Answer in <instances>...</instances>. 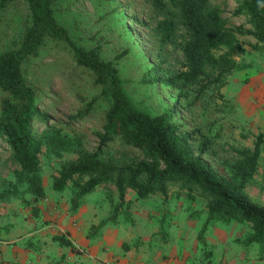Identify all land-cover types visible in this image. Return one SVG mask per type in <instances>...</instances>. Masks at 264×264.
<instances>
[{
  "label": "rangeland",
  "instance_id": "obj_1",
  "mask_svg": "<svg viewBox=\"0 0 264 264\" xmlns=\"http://www.w3.org/2000/svg\"><path fill=\"white\" fill-rule=\"evenodd\" d=\"M210 1L220 9L225 26L236 32L237 42L244 47V51L232 54L236 69L225 77L221 87L212 85L202 94L200 104L190 103L195 95L194 88H184L182 91L187 92V95L183 96L178 87L164 85L158 80L181 68L183 53L178 46L161 41L155 27L157 21L168 13L154 10L150 0H61L55 4V9L59 21L69 28L75 43L86 47L100 43L102 57L117 61L123 85L140 109L158 114L167 107L175 106L180 113L177 123L183 131L201 128L212 135L217 133L214 152L203 155V158L216 163L223 159L233 160L238 156L235 148H252L257 133H264V43H257L237 31V27L244 24L246 19L245 16L236 14L241 0ZM27 15L23 0H15L9 8L0 11V51L9 47L10 41L20 35ZM225 50L222 47L214 52L218 55ZM28 75L50 85L54 99L49 111L51 129L71 138L80 136L85 150H95L98 140L93 132L99 126V107L90 118H71L75 117L84 102L93 97L95 91L91 87L90 77L76 67L70 47L65 43H48L39 57L31 63ZM44 128L41 123L36 126L37 131ZM47 148L44 144L39 153L42 182L45 197L58 198L53 205L59 215L58 212L55 216L47 212L52 204L45 205L44 209L38 202L25 203L24 199L30 200L31 196L23 191V186H19L16 194L0 200V249H13L34 255L37 252L46 253L50 264H129L120 263L124 252L132 248L127 243L120 246L121 242L118 241L107 247L104 245L100 250H110L109 258H101L99 253L92 252L91 244L86 242L95 238L101 230L90 233L93 219H87L84 224L82 235L86 241L76 242L74 248L51 243L41 245L34 237L33 240H28L32 235L17 239L39 226L45 228L46 235H69L64 226V218L72 216L74 212L71 208L73 198H76L79 205L88 204L89 207L93 204L94 211L100 218L113 216V221L106 223L112 227L120 221L135 225L137 219L141 223L144 219L143 205L136 198H131L134 196L130 192L135 193L131 187H126L125 190V198L130 199V203L123 208L124 199L120 206H115L120 199L113 181L101 182L82 199H77L75 195L79 185L84 184L88 176L75 174L62 191H55L52 184L59 174L60 166L64 162L75 160L77 153L64 152L61 156H56ZM100 157L121 163L141 158L142 154L136 148L123 147L115 142L107 145ZM17 168L19 164L9 157L7 146L0 141V193L11 190L15 181L14 170ZM245 189L255 201L264 203V140L257 170ZM62 192L64 194L60 195ZM193 192L198 201L182 199V207L186 205L188 208H195L191 213L197 215L199 209H205L207 199L200 197L199 192ZM163 195L168 207L164 211L171 214L170 209L176 211L179 197L167 201L168 193L163 192ZM115 199L116 204L113 202ZM192 202L194 204L189 207ZM32 206H36V209L33 210ZM154 222L150 220L147 227L155 229L158 222ZM161 225L159 232L152 233L147 239L135 238V253L131 259L135 256L143 259L149 256L152 264H264V256H259L256 244L243 246L235 241V238H243L251 230L248 222H213L202 238H198V230L192 238L188 232L183 247L185 252L164 243L167 238L163 225L161 231ZM11 235V238L17 240L8 241ZM158 235H161L160 239L157 238ZM27 240L31 244L25 245ZM28 247L36 252L27 250ZM4 255L5 258L0 257V264L10 263L9 256L6 253ZM147 261L144 260L145 263Z\"/></svg>",
  "mask_w": 264,
  "mask_h": 264
},
{
  "label": "trees",
  "instance_id": "obj_2",
  "mask_svg": "<svg viewBox=\"0 0 264 264\" xmlns=\"http://www.w3.org/2000/svg\"><path fill=\"white\" fill-rule=\"evenodd\" d=\"M14 1L0 0V11ZM23 1L28 12L26 24L9 47L0 51V141L7 146L9 157L19 164L14 170L13 187L1 192L0 200L16 194L19 186L31 196L30 200L24 199L27 204H36L46 196L39 162L45 144L56 156L77 153L75 160L60 166L52 184L55 191H62L75 174L88 176L79 185L77 199L101 182L113 181L120 199L115 205L118 207L124 201L126 187H131L138 197H145L150 192L165 191L168 184L178 183L187 189L188 198L194 199L191 192L197 191L207 199V216L198 238L216 221L248 222L251 230L235 241L243 246L256 244L259 256H264V203L255 201L245 189L257 170L264 133H257L252 148H235L238 156L233 160L212 163L203 155L214 152L217 133L212 135L201 128L183 131L177 123L180 113L175 106L158 114L140 109L123 85L117 61L102 57L101 44L86 47L72 40L69 28L56 15L55 4L61 0ZM150 3L154 10L168 13L156 23L161 41L178 46L183 53L181 68L158 80L178 87L183 96L187 95L182 91L184 88H194L190 103L200 104L202 94L212 85L221 87L225 77L236 69L232 54L243 52L244 47L237 42L236 32L225 26L220 9L210 0H150ZM236 14L246 17L237 31L264 43V0H241ZM48 43L67 44L76 67L91 79L93 97L71 118H90L99 107V126L93 132L98 144L93 151L82 147L80 136L61 135L49 126V111L54 102L50 85L28 75L31 63ZM222 47L226 50L216 55L214 51ZM39 123L45 126L42 131L36 129ZM115 142L138 149L142 157L121 163L101 158L103 149ZM78 205L73 198L72 210ZM113 219L110 216L92 225L90 233ZM52 239L61 246H75L64 234H54Z\"/></svg>",
  "mask_w": 264,
  "mask_h": 264
},
{
  "label": "crops",
  "instance_id": "obj_3",
  "mask_svg": "<svg viewBox=\"0 0 264 264\" xmlns=\"http://www.w3.org/2000/svg\"><path fill=\"white\" fill-rule=\"evenodd\" d=\"M261 155H262V148H261L260 156ZM163 192L168 193L167 201H170L172 199H176V197H179V199H177V205L178 206H176V211H173L170 209L171 214H169V212H167V211H164V208H168V207L166 206L167 202L164 200L165 195H163ZM172 192H174V193H172ZM186 192H187V189L182 188L180 186V184H178V183L168 184L166 186L165 191H158L157 190L154 192H150L145 197H138L137 194L134 195L135 193L130 192L131 196H134L131 198H136L137 202L140 205L141 204L143 205V211H144V217L143 218L144 219H143L142 223L139 222L137 219L135 221V225H131V224H127V223L123 224L122 221H120L119 223H115L113 225L114 227H112L108 224H105L107 226L104 225L105 227L103 226L101 228V230L99 229L100 231L95 236V238L90 239L86 243L91 244L92 252L99 253V256L101 258H109L110 250H108L107 252L100 250L104 245H106V247H107V246H110L113 242H118V241L121 242L120 246L127 243L129 245V247H132V248H131V250L128 248V250L124 252V255L121 256L120 263L125 262V263H129V264H133V262H135L136 264H152L151 263L152 259L149 256H147V258H145L148 260L146 263L144 262L145 259H143V257H141V256L140 257L135 256V257H133V259H131V257L135 253V250H134L135 248H134L133 243H134L135 238H137V237H142V238L147 239V237L150 236L152 233L159 232L160 225L162 223L163 231L165 232L164 234H165V237L167 238L164 243L169 245V246H174L175 250L181 249V252H185V249H183V247L186 244L187 233L190 232V238H192V236L195 237L197 230L199 231L201 225L204 222L205 216H207V202H206L205 209L204 210L199 209L198 211H200V212H199V214L197 212V215H195L193 211H192L193 214L191 213V210L195 209V208H188V207H186V205H183V207H182V203L184 204V201L182 199L187 198L188 200L198 201V199L195 197V193L193 191L191 193L195 197L194 199L188 198V196L185 195ZM63 194H64V192L60 193V195H63ZM125 194H126V192H125ZM200 197H203V196L200 195ZM80 199H82V197ZM124 199H125V203H124L123 208H125L127 206L128 202L130 200V199H126L125 195H124ZM56 201H58V198H56V197H52V198H46L45 197V198H42L38 201V205L45 209V205L52 204V207H49L47 212H50L52 214V216H55L57 212H58L57 214L59 215V211L55 212L56 208L54 207V205L56 204ZM113 202L116 204L117 200L115 199ZM192 204H194V202H192L191 204L189 203V207H191ZM87 205L88 204L82 205L80 203V205L72 213V216L64 218V220H65L64 226H65L66 230H68V232H69V235H66V236L68 239L71 240V242L74 245L76 244V242L83 243L86 241L85 237L82 234L84 232L83 231L84 226H85L84 224H86L85 221L87 219L88 220L93 219L91 221L90 225L97 224L101 220L105 219V217L100 218L99 216H97L96 212L94 211L95 206L93 204H91L89 207H87ZM154 210H155V212H154ZM176 214H178V215H176ZM189 214H192L191 218H188ZM149 215H150V217H149ZM133 218H135L134 215H133ZM149 219L152 220L153 222L155 221L154 223L160 222V225L157 223L155 226V229L152 227L151 228L147 227V224L150 223ZM210 225H208V227ZM37 228L38 229H35L34 231L29 232L26 235H23L22 237L17 238V239L21 240L25 236L32 235L30 237V239H28V240H31V239L33 240V237H34L36 240H39V241H37V243L41 244V245L42 244L48 245L50 243L59 245V243L57 241H54L52 239V235H46L44 227L39 226ZM206 231H207V229H206ZM160 236L161 235H158L157 238L160 239ZM11 237H12V235L9 236L8 241L17 240L15 238H11ZM13 237H15V235H13ZM28 240H27V243L25 245H27L28 243L31 242ZM8 241H6V242H8ZM63 247H68V246H63ZM27 250H31V249L28 247ZM31 251L36 252L35 250H31ZM4 253H6V255L9 256V258L11 260V262L8 264H50L49 263L50 259H48L46 257V253L37 252V254L34 255L33 253L32 254H29L27 252L21 253L17 250H13V249L7 250V251L0 249V257L3 256L5 258Z\"/></svg>",
  "mask_w": 264,
  "mask_h": 264
}]
</instances>
